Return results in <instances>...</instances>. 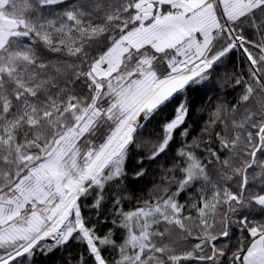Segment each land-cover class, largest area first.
<instances>
[{"label":"snow or ice","instance_id":"1","mask_svg":"<svg viewBox=\"0 0 264 264\" xmlns=\"http://www.w3.org/2000/svg\"><path fill=\"white\" fill-rule=\"evenodd\" d=\"M0 264H264V0H0Z\"/></svg>","mask_w":264,"mask_h":264},{"label":"trees","instance_id":"2","mask_svg":"<svg viewBox=\"0 0 264 264\" xmlns=\"http://www.w3.org/2000/svg\"><path fill=\"white\" fill-rule=\"evenodd\" d=\"M149 186L150 185L148 184H139V185H132V188L138 195H144ZM132 206H133L132 203H126L125 205L126 208H131ZM101 230H103V226Z\"/></svg>","mask_w":264,"mask_h":264}]
</instances>
